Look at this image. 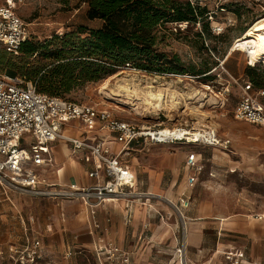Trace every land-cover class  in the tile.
Wrapping results in <instances>:
<instances>
[{
    "label": "rangeland",
    "instance_id": "1",
    "mask_svg": "<svg viewBox=\"0 0 264 264\" xmlns=\"http://www.w3.org/2000/svg\"><path fill=\"white\" fill-rule=\"evenodd\" d=\"M185 1L207 7L211 14L208 18L210 30L215 25L222 27L219 35L211 30L210 38L202 24H184L180 28L168 24L157 30L158 51L168 59L178 58L176 65L187 71L186 74L162 75L131 68L116 69L109 76L81 84L64 96L76 103L105 106L117 118L139 127L164 130L183 127L186 131L212 128L221 139L231 141L229 151H215L185 142L166 145L144 143L124 158L136 169L140 181L149 182L154 194L168 195L174 203L177 202V193L183 190L185 156L189 152L201 154L205 165L200 181L189 192L192 207L185 213L186 219L167 204L170 215L167 223L152 220L150 229L154 240L149 252L152 264H191L184 256L180 257L177 249L184 246L187 231L193 225L209 221L198 219L199 208L207 211L208 215L211 211L229 217L250 218L264 214V127L239 122L233 117L239 82L252 81L254 76L259 81L258 86L264 87V67L259 63L249 66L245 52L240 48L232 50L237 39L257 21L263 20L264 0ZM14 10L28 26L29 43L39 48L38 55L34 56L20 51L9 54L0 48V72L21 78L25 76L28 79L30 73L53 62L42 58L45 50L56 51L64 41L87 37V33H77L80 28L96 30L102 25L99 20L87 19L85 0H17ZM201 32L204 35L198 37ZM221 61H224L225 71L219 67ZM208 69L211 71L206 78L196 76ZM252 69L254 75L251 74ZM132 78L130 88H134L136 94L131 93L133 97L127 98V92H119L118 86ZM107 80L108 89H102ZM149 87L166 89L169 101L164 108L154 111L145 106L143 98ZM110 90L118 92L119 96L116 93L108 95ZM197 90L207 97L196 96ZM172 98L174 103L170 102ZM183 222L187 223L188 230ZM209 238L212 240L211 235ZM209 256L207 251L204 252L201 261ZM75 259L76 264H96L86 251ZM261 261L264 264V260Z\"/></svg>",
    "mask_w": 264,
    "mask_h": 264
},
{
    "label": "built area",
    "instance_id": "2",
    "mask_svg": "<svg viewBox=\"0 0 264 264\" xmlns=\"http://www.w3.org/2000/svg\"><path fill=\"white\" fill-rule=\"evenodd\" d=\"M16 2L17 0H0V48L9 54H17L29 36L27 24L14 10ZM212 30L219 35L222 27L215 25ZM238 40L234 42L233 51L239 48ZM219 67L225 71L224 61L220 62ZM233 117L239 122L264 127V87H256L249 80H241ZM72 121H78L88 130L98 127L106 131L121 145V149L113 153L101 136L89 139L67 137L63 131L66 124ZM165 131L153 127H139L121 120L105 106L76 103L42 94L37 91L32 81L0 72L1 187L34 197L58 201L79 200L91 209L111 201H141L151 195L135 190V176L120 161L122 152L134 142L165 145L185 142L213 149L231 146L230 141L221 139L212 128L186 131L183 127H178L167 130L170 132L167 134ZM185 131L189 132V135H183ZM59 140L69 143L74 151L85 152V161L91 162L93 166L88 172V178L96 180V184L85 187L74 181L65 185L55 184L39 171V168L51 163L50 144ZM185 167L195 173L189 176L187 181L188 187L193 188L196 184V175L203 168L195 152L188 154ZM189 205V199L182 197L180 206H175L182 219L184 216L181 208L186 209ZM257 218L261 220L263 216ZM183 224L185 225L184 222ZM95 226L100 227L98 224ZM108 230V227H105L103 232ZM40 247V241L36 240L29 254L26 251L17 252L20 261L38 258L41 253ZM95 252L107 255L112 263L123 258L121 260L128 264L126 254L124 255V252L111 242L103 248L98 247ZM72 254L69 252L68 256ZM223 256L228 264H260L248 260L246 251L242 248H232L224 252Z\"/></svg>",
    "mask_w": 264,
    "mask_h": 264
},
{
    "label": "crops",
    "instance_id": "3",
    "mask_svg": "<svg viewBox=\"0 0 264 264\" xmlns=\"http://www.w3.org/2000/svg\"><path fill=\"white\" fill-rule=\"evenodd\" d=\"M63 133L73 139L101 136L113 153L121 149V145L106 131L98 127L88 130L78 121L66 124ZM142 144V141L134 142L120 156V161L135 176V190L151 195L141 201H111L91 209L79 200L58 201L34 197L0 186V264H76V256L83 251L90 253L96 264H126L121 260L123 258L112 263L107 255L95 252V249L103 248L110 242L126 254L128 264H152L149 260V252L152 249L150 246L154 240L150 229L152 220L166 224L170 216L167 204L176 211L175 206H180L182 197L191 201L190 193L200 181L205 165L202 155L195 152L203 168L196 175L195 186L189 188L188 177L195 173L185 167L190 152L185 156L181 184L183 190L177 193V202L174 203L168 195L154 194L149 182L140 181L136 169L124 159ZM50 145L52 161L49 165L39 168L46 178L62 185L72 181L83 187L97 183L96 180L88 178V172L93 166L91 162L85 161V152L74 151L65 141H55ZM195 146L209 148L203 145ZM209 149L229 151L230 147ZM191 207L190 202L188 208H181L184 219L185 213ZM197 212L200 221H209L198 222L189 230L184 222L188 231L184 246L177 249L180 257L184 256L191 264H228L223 253L232 248H242L245 249L248 260L263 264L261 259L264 260V257L261 255L264 253V214L242 218L219 216L211 211H208V215L207 211L200 208ZM259 216L263 218L260 220L257 218ZM96 224L100 227L97 228ZM105 227H108V232H103ZM36 240L40 241V256L33 260L28 258L20 261L17 252L26 251L29 254ZM210 241L213 242L212 245ZM189 251H192L190 257ZM206 251L210 256L201 261V255ZM69 252L73 254L68 256Z\"/></svg>",
    "mask_w": 264,
    "mask_h": 264
},
{
    "label": "trees",
    "instance_id": "4",
    "mask_svg": "<svg viewBox=\"0 0 264 264\" xmlns=\"http://www.w3.org/2000/svg\"><path fill=\"white\" fill-rule=\"evenodd\" d=\"M86 17L99 20L96 30L80 28L77 33L85 38L68 40L56 51L45 50L44 60L53 62L29 74L28 79L38 92L65 99L64 96L81 84L99 81L116 69L131 68L148 73L184 75L176 65L178 58L168 59L157 49V30L164 25H203L208 38L211 16L206 6H194L185 0H85ZM186 25V26H187ZM201 32L198 37L203 36ZM217 39V37H214ZM46 47H44L45 49ZM38 47L22 43L19 51L29 56L38 53ZM38 55V54H37ZM210 69L198 74L206 78ZM251 74H255L252 69ZM259 87L253 76L251 81ZM67 100V99H66Z\"/></svg>",
    "mask_w": 264,
    "mask_h": 264
},
{
    "label": "bare ground",
    "instance_id": "5",
    "mask_svg": "<svg viewBox=\"0 0 264 264\" xmlns=\"http://www.w3.org/2000/svg\"><path fill=\"white\" fill-rule=\"evenodd\" d=\"M262 19L263 20H260L259 22L257 21V23H255L253 26H251L245 32V34L241 38H239V40H238L239 48L241 51L245 52V56L247 58V61L249 62V65H251V66H253V65L255 66L256 64L259 63V64H262L264 67V18H262ZM126 77H128V76H126ZM132 80H134V78H132L131 80H124L123 84L118 86L119 92H121L123 90L125 92H127L126 93L127 98L133 97L131 93L136 94V90H134V88H133V90H131V88H130L129 82ZM126 82H128V83H126ZM107 85H108V80L103 84L102 89H106ZM149 89L150 90H148L145 93V96L143 98V102H144L145 106L147 105L150 109H154V111H155V110L161 109L164 105H166V103H168L169 97L166 96V94H165L166 89H161V88L157 89L156 88L157 90H153L152 87H149ZM112 93H116V95L119 96V93L115 92L114 90H110L108 95L112 96ZM197 95H202L203 97H207V95H205V93L202 92L201 90H199V91L197 90L196 96ZM136 98H138V97H136ZM174 99L170 102L174 103ZM141 102H142V100H141ZM175 103L177 104V102H175ZM165 133L167 134L170 132H168L166 130ZM183 135H189V132L185 131V133L183 132Z\"/></svg>",
    "mask_w": 264,
    "mask_h": 264
},
{
    "label": "water",
    "instance_id": "6",
    "mask_svg": "<svg viewBox=\"0 0 264 264\" xmlns=\"http://www.w3.org/2000/svg\"><path fill=\"white\" fill-rule=\"evenodd\" d=\"M13 75V74H12Z\"/></svg>",
    "mask_w": 264,
    "mask_h": 264
}]
</instances>
